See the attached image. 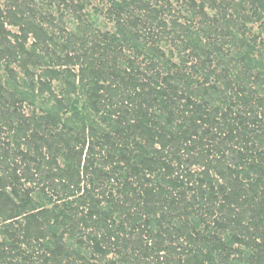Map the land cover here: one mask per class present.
Segmentation results:
<instances>
[{
  "label": "trees",
  "instance_id": "16d2710c",
  "mask_svg": "<svg viewBox=\"0 0 264 264\" xmlns=\"http://www.w3.org/2000/svg\"><path fill=\"white\" fill-rule=\"evenodd\" d=\"M90 4L0 0V264H264V0Z\"/></svg>",
  "mask_w": 264,
  "mask_h": 264
},
{
  "label": "rangeland",
  "instance_id": "374dc122",
  "mask_svg": "<svg viewBox=\"0 0 264 264\" xmlns=\"http://www.w3.org/2000/svg\"><path fill=\"white\" fill-rule=\"evenodd\" d=\"M97 2H98V0H92V4H90V7H88L87 8V10L89 11V13H94V11H93V9H94V7L97 5ZM258 25H259V23H258ZM257 24H254L253 26H254V29H256V27L258 26ZM110 24H108V27L110 28ZM264 26V25H263ZM25 111H28V109L26 108V110ZM17 161L20 163L21 161H20V157H17ZM23 166V165H22ZM67 238L65 237V240H66ZM116 255L112 252L111 254H109L108 255V257H107V259L109 260V259H112V258H114Z\"/></svg>",
  "mask_w": 264,
  "mask_h": 264
}]
</instances>
